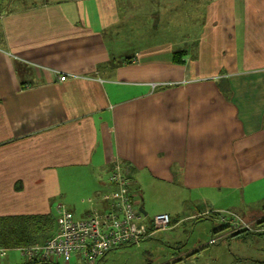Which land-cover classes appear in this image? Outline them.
<instances>
[{"label":"crops","instance_id":"0c3cea01","mask_svg":"<svg viewBox=\"0 0 264 264\" xmlns=\"http://www.w3.org/2000/svg\"><path fill=\"white\" fill-rule=\"evenodd\" d=\"M263 118L264 0H0V216L106 212L115 166L148 219L147 182L247 187Z\"/></svg>","mask_w":264,"mask_h":264},{"label":"rangeland","instance_id":"374dc122","mask_svg":"<svg viewBox=\"0 0 264 264\" xmlns=\"http://www.w3.org/2000/svg\"><path fill=\"white\" fill-rule=\"evenodd\" d=\"M164 185L155 187L149 186V182L145 184L144 203L149 216L152 218L157 213L165 212L174 215L182 210L187 213L180 214L193 213L197 218L188 219L170 231H157L152 238L139 244L114 248L99 264L264 263V221L257 224V232H251L241 240L231 235L219 236L225 230L223 228L226 224L211 214L214 207H219L221 216L241 212L244 219L249 222L252 220V215L248 210L254 209L260 214L256 216L260 220L262 216L264 217V178L237 190L225 188L224 192H219L221 188H217L218 190H212L211 193H204L205 197H199L200 192L186 189L184 186L173 188ZM71 190L74 204L78 208L83 207L80 199L86 198L83 194L86 196L87 192H83L77 182L71 186ZM84 200L83 202L86 201ZM205 210L208 211L204 212ZM72 213L75 217L80 214L73 210ZM214 228L217 229L216 232L213 231ZM186 251L198 252L188 257L189 253L184 254ZM8 255L12 257L11 264H26L19 250L11 249ZM5 257L6 255L0 256V261H4ZM59 263L66 264L63 259ZM67 264H86V262L74 256Z\"/></svg>","mask_w":264,"mask_h":264},{"label":"built area","instance_id":"2783aa9c","mask_svg":"<svg viewBox=\"0 0 264 264\" xmlns=\"http://www.w3.org/2000/svg\"><path fill=\"white\" fill-rule=\"evenodd\" d=\"M65 77L63 76L62 79ZM110 180L122 184V190L104 196L105 201H112L113 208L109 213H95L86 219H76L71 212L60 206L57 234L43 246L24 249L23 256L31 259L37 256L40 259L61 257L65 262H70L74 254L80 252L86 264H97L108 251L132 242H139L145 236L146 226L142 222V213L123 187L128 181L119 166H115L111 171ZM221 221L231 224L232 232L251 228V225L256 223V221L244 220L237 213L221 216ZM170 222L171 217L167 213L157 214L153 219L156 231L169 229Z\"/></svg>","mask_w":264,"mask_h":264},{"label":"trees","instance_id":"16d2710c","mask_svg":"<svg viewBox=\"0 0 264 264\" xmlns=\"http://www.w3.org/2000/svg\"><path fill=\"white\" fill-rule=\"evenodd\" d=\"M184 55H185V51L178 52L175 54L174 60L176 62L182 63V62H184V60H183ZM263 127H264V118H263ZM123 176H124V174H123ZM126 181H128V184L124 183L123 187L126 188V190H125L126 193H128V196L130 198H132L134 201L135 199H134V192L132 191V184H131V182H129V180L127 178H126ZM110 182L113 185H115V187H116V190L110 194L119 193L122 190L121 189L122 184L112 182L111 180H110ZM112 208L113 207L110 204L109 210L106 212H103V213H109L112 210ZM139 211H140V209H139ZM217 212L218 213H216V212L214 213V216H216L218 218V220L221 221L220 213H219V211H217ZM103 213H98V214H103ZM209 213H207V214H209ZM211 214H213V213H211ZM92 215H90V216H92ZM155 216H153L151 219H148L145 216V214L142 213V217H143L142 222L146 226V233L144 234L145 236L143 238H141L140 241L137 243L132 242V243H129V244H126L123 246L132 245V244H139L142 241H145L147 239L152 238V236L157 232L155 230L154 225H153V219ZM57 217H58V215H57ZM57 217H55L53 214H48V215L26 214V215L0 216V255L4 256L8 252H10L11 249H13V250L17 249L22 254V251L26 248H33L35 246H43V245L47 244L57 234V229H58ZM89 217H87V218H89ZM194 218H197V217L196 216L191 217V219H194ZM176 221L177 220H175L174 218L171 217L170 227H171V225L175 224ZM263 221H264V217L261 218L256 223L253 221L254 223L251 225V228H243L239 231H234V232H232V230H231L232 225L225 223L226 226L223 228L225 230L223 231L222 235H219V236L231 235L232 237H237V239H240V238H241V240H242V238L245 239L244 237L249 235L251 232H253V233L257 232V224H261V222H263ZM213 231L216 232L217 229L214 228ZM123 246H120V247H123ZM120 247H117V248H120ZM117 248H115V249H117ZM113 250L108 251L104 256H102L97 264H99L103 260V258ZM196 252H198V251H196ZM196 252L189 253V254H187V256L188 257L193 256V255H195ZM22 256H23V254H22ZM74 256H76L77 258L80 257L79 259L84 260L80 256V252H76L74 254ZM23 258H24V260H26L27 263H30V264H43V263L60 264L59 261L61 259H63L61 257H59V258L54 257L52 259H40L39 256L33 257L34 259H31L27 256H23ZM65 263L67 264L68 262H65ZM261 264H264V263H261Z\"/></svg>","mask_w":264,"mask_h":264},{"label":"water","instance_id":"95a60500","mask_svg":"<svg viewBox=\"0 0 264 264\" xmlns=\"http://www.w3.org/2000/svg\"><path fill=\"white\" fill-rule=\"evenodd\" d=\"M140 212H142L143 214H146V211L144 209H140Z\"/></svg>","mask_w":264,"mask_h":264},{"label":"flooded vegetation","instance_id":"af4514ba","mask_svg":"<svg viewBox=\"0 0 264 264\" xmlns=\"http://www.w3.org/2000/svg\"><path fill=\"white\" fill-rule=\"evenodd\" d=\"M243 218V217H242ZM244 219V218H243ZM245 220V219H244Z\"/></svg>","mask_w":264,"mask_h":264}]
</instances>
